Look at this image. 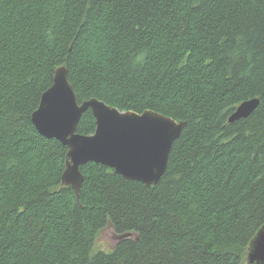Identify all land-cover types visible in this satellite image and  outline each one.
Listing matches in <instances>:
<instances>
[{
  "label": "trees",
  "instance_id": "trees-1",
  "mask_svg": "<svg viewBox=\"0 0 264 264\" xmlns=\"http://www.w3.org/2000/svg\"><path fill=\"white\" fill-rule=\"evenodd\" d=\"M60 66L79 103L186 121L155 185L94 162L62 183L31 121ZM262 224L264 0H0V264H246ZM108 227L136 237L96 248Z\"/></svg>",
  "mask_w": 264,
  "mask_h": 264
},
{
  "label": "water",
  "instance_id": "water-1",
  "mask_svg": "<svg viewBox=\"0 0 264 264\" xmlns=\"http://www.w3.org/2000/svg\"><path fill=\"white\" fill-rule=\"evenodd\" d=\"M258 104V98L242 101L228 116V122L246 118ZM88 109L95 118V130L86 135L77 132V125ZM31 121L42 136L67 146L61 179L77 198L83 181L79 167L88 162L103 164L123 178L147 187L155 185L167 168L174 141L186 125L184 120L177 121L150 109L140 113L121 111L94 97L79 103L63 66L55 69L52 83L42 93ZM111 234L115 241L136 237L131 232ZM245 262L264 264V224L250 239Z\"/></svg>",
  "mask_w": 264,
  "mask_h": 264
},
{
  "label": "rangeland",
  "instance_id": "rangeland-1",
  "mask_svg": "<svg viewBox=\"0 0 264 264\" xmlns=\"http://www.w3.org/2000/svg\"><path fill=\"white\" fill-rule=\"evenodd\" d=\"M111 231H112L111 228L110 229L106 228L100 232L95 242L96 248L107 250L114 246L116 241L113 238Z\"/></svg>",
  "mask_w": 264,
  "mask_h": 264
}]
</instances>
